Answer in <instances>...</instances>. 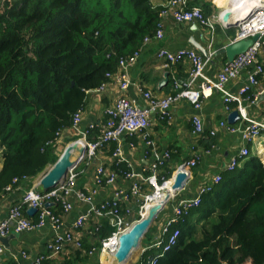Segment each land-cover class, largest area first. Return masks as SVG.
Here are the masks:
<instances>
[{"label":"trees","instance_id":"obj_1","mask_svg":"<svg viewBox=\"0 0 264 264\" xmlns=\"http://www.w3.org/2000/svg\"><path fill=\"white\" fill-rule=\"evenodd\" d=\"M201 8L207 17L208 7ZM164 9L153 0L0 3V199L8 187H17L15 178L34 180L56 162L52 148L74 114L85 109L87 93L155 35ZM167 169L160 177L171 178L174 170ZM222 176L200 207L173 228L172 235L180 231L177 244L157 264H264V164L251 156ZM103 232L98 247L111 234ZM87 242L64 264L87 262ZM161 250L147 249L137 264Z\"/></svg>","mask_w":264,"mask_h":264},{"label":"crops","instance_id":"obj_2","mask_svg":"<svg viewBox=\"0 0 264 264\" xmlns=\"http://www.w3.org/2000/svg\"><path fill=\"white\" fill-rule=\"evenodd\" d=\"M168 2L169 0H153V4L156 7H166ZM228 3H230V0H189V8H194L190 7L191 5L200 9H202L201 7L203 6L208 7V15L205 17L210 20L213 26L211 29L204 28L194 23L177 24L170 16L165 17L163 20L160 19L159 22L161 21L163 25V38L160 40L157 39L155 33L154 36L146 37L150 38L148 43H145L144 41L146 38L144 39L142 46L137 51L139 52L138 59L128 69L131 79V85L128 90L126 92L120 91L118 86L107 79L108 84L104 91L97 92V88L94 91L88 92L79 132L71 128L65 130L58 143L52 148V154L56 162L63 154L65 148L81 139V134L90 130L91 126H96L91 134H93L94 131L98 132L96 136L92 135V139L98 136L99 127L106 122L105 111L111 108L118 99L124 97L129 102L139 107L146 108L148 102L144 98V93L150 92L155 98L163 99L175 92V82L184 84L189 80L192 72L191 63L185 59L171 69L165 70L161 67V62L157 59V54L160 50L165 49L170 52H175L181 49H194L189 44V40L192 38L201 43L200 41L203 34H205L206 39H208L207 43H205L207 52L210 49L212 52L216 53L234 42L239 29L237 23L246 12L242 13V7L227 8L226 6H232ZM228 10L231 11L232 16L229 20V24H225L220 17ZM226 63L228 62L225 58H217L214 55L205 69V75L209 78L216 77L217 73ZM257 64H261L264 68V51L259 53ZM252 69H254V66L249 68L248 71L244 70L240 72L235 80L228 83L226 89L231 95H238L240 89L247 83L248 73ZM166 73L170 74L169 81L162 85ZM259 78V84L246 95L243 107L246 109V114L249 119L264 123V99L258 103L256 102L258 98L264 94V73ZM194 88L199 89L200 82L195 84ZM228 106L229 111L227 112L224 95L219 91H212L204 95L201 110H194L190 104L181 101L171 107L169 119L167 120L162 121L157 113L151 115V125L148 130L150 139L155 143L158 152L163 154L168 151L171 154V159L165 162L169 163V165L161 168L160 174L165 176L166 173H169V169L167 168L173 169L175 172L178 166L193 157L194 151L201 155V159L197 167L191 170L184 188L177 193L176 199L171 201L161 212L160 215L164 216L162 218L160 216L161 219L159 218V220L157 219L156 226L153 225V230L147 235V245H144L142 249H158L153 246L157 240H159L162 227L172 216L173 207L181 200L195 198L197 193L206 184H209L217 173H222L226 170L227 164L231 158L234 157L243 146H248L251 153L250 157H257L262 164H264V132H262L261 136L255 141L248 145L245 144L241 139V132L247 127V122L243 120L239 114L240 120L235 125L229 124V114L238 111V105L237 103H230ZM195 116L201 118L204 125V132L201 135L195 134L194 132L193 118ZM221 123L237 128V132H228L226 128L221 127ZM213 131L216 133L215 136L211 135ZM64 140L67 141L66 144H64ZM209 144L210 146H208ZM121 146L125 158L130 162L135 173H142L151 167L154 161L153 149L146 144L140 134L126 135L121 139ZM114 150L110 148L103 150L91 163L81 164L78 170L77 189L88 195H91L92 192L95 191V207H101V205L108 201L117 200L126 224H135L140 218L138 202L135 199H131V197L128 203L125 202V195L130 191L131 182L119 177L117 182L113 185L98 188L94 183V174L98 166H104L107 172H112V170H114L112 165V154ZM171 152H173V159ZM77 154L73 155V158H75ZM250 157L242 160L238 168L244 167ZM54 164H49L47 166L45 174ZM42 175L34 180L27 179L26 181H22L17 187H14L1 197L0 223L8 218L12 208L22 203L25 191L35 187L37 183H40V179L43 177ZM36 189L42 192L40 185ZM70 202L73 208L69 213L65 214L62 213L60 206L51 204L49 207L53 212L56 208H59L56 213L61 216L62 220L60 230L55 231L52 225L47 223L40 229L19 234L14 233L13 238L9 242V246L7 248L4 247L5 252L0 256V264H31L36 258L48 255V247L50 244L55 243L57 236L64 237L69 232H74L75 221L88 211L89 206L75 201L74 197L70 199ZM149 211L150 208L147 209V213H149ZM26 212V217L30 221L37 223L38 218L35 216L37 213L35 215H28V210ZM97 227H99V230L95 231ZM102 231H104L103 233L111 234L116 231L111 218L105 217L97 219L93 217L81 229L74 232V237L80 240L83 246L85 239H88L87 243L92 246L90 250L93 248L96 250V253L93 255H89L88 253L90 258L87 262L79 264H104L103 262L105 261L110 264V260L113 258L102 255L100 253L101 246L98 247L97 245V242L100 241V239H97V235ZM111 234L109 236H111ZM139 249L140 248H138V250ZM81 250H77L72 244L65 243L61 254L56 258L49 257L44 264H64L66 258H76L77 255H80L79 251ZM138 250H136L134 255ZM24 253L27 254V259L22 258V254ZM132 258L133 257L130 259ZM139 260L140 258L135 264H137Z\"/></svg>","mask_w":264,"mask_h":264},{"label":"built area","instance_id":"obj_3","mask_svg":"<svg viewBox=\"0 0 264 264\" xmlns=\"http://www.w3.org/2000/svg\"><path fill=\"white\" fill-rule=\"evenodd\" d=\"M4 1L6 0H0V3ZM254 1L255 0H243L241 2V7H245L246 5L247 8H253V4L251 3L256 2L261 6L264 5V0ZM188 4L189 0H169L167 6L161 12L160 19L163 20L165 17L170 16L177 24L197 22L204 28H213L210 20L205 17L202 9L198 7L189 8ZM220 18L222 20V16ZM256 34L260 35V39L255 42L246 53L236 57L233 62L226 63L214 78H209L205 75V69L215 54V52H212L210 49L208 50L207 58L200 55L198 51L194 49H181L175 52H170L165 49L160 50L157 54V59L161 62V67L165 70L171 69L185 59L191 63L192 72L189 80L184 84L175 82V92L163 99L155 98L150 92L144 93V98L148 102L146 108L139 107L122 97L118 99L111 108L107 109L105 111L106 122L99 127V134L95 139L89 140L92 131L96 128V126H91L90 130L81 134V139L73 142L77 143L79 148H85V158L79 163L77 168L69 171L64 183L45 193H41L36 189L39 186V183H37L35 187L25 191L22 203L12 208L8 218L0 223V256L5 252L1 239L6 238L11 233L19 234L30 232L44 227L47 223H50L55 231L60 230L62 225L61 216L55 214L48 205L53 204L60 206L63 214L69 213L73 208L70 199L74 197L75 201L89 206L88 211L75 221L74 232L81 229L93 217L97 219L105 217L111 218L116 231L113 232L111 236L102 239L100 253L114 259L119 248V239L121 235L130 230L134 223L126 224L117 200L108 201L101 205V207H95L94 196L96 192L93 191L91 195H88L77 189L78 170L81 164L91 163L101 151L108 149L112 144H116V148L112 154V165L116 169L112 170V172H107L104 166H98L94 174V183L100 188L115 184L119 177L130 181L131 188L129 193L125 195V202L128 203L130 197L138 202L139 220H141L147 206L154 204L155 197L164 196L163 199L165 200L166 197L169 196L170 200L166 206L176 199L177 193L184 188L191 170L197 167L201 159V155L194 151L193 157L178 166L171 178L165 179L163 176L160 177V169L165 162L171 159V154L168 151L163 154L158 152L155 143L149 137L148 130L151 125L150 117L152 114L157 113L162 121L167 120L169 119L171 107L181 101L190 104L194 110H201L204 95L212 91H219L224 95L226 111H229L228 104L237 103L240 117L247 122V127L241 132L242 141L248 145L260 137L262 132H264V123L249 119L246 114V109L243 107V102L246 95L259 84V77L264 73L263 66L257 64L259 53L264 51V9L257 11L248 21L240 24L235 41L250 38ZM163 35V25L160 21L157 26L155 37L160 40L163 38ZM149 41L150 38H146L144 42L148 43ZM138 57L139 52H135L129 58L121 59L118 65V71L116 73H108L106 75V81L96 91H104L108 84V79L118 86L120 91L126 92L131 85L128 69L136 62ZM253 66L254 69L248 73L245 86L240 89L238 95H231L226 89L228 83L235 80L240 72L244 70L248 71V69ZM198 82H200V88L195 89L194 85ZM82 114L83 110H79L73 116L71 129L76 132H79ZM193 124L195 134H203L204 125L201 118L195 116L193 118ZM221 127L226 128L230 133L237 132V128L228 126V124L225 123H221ZM135 134H140L146 144L153 149L154 161L151 167L142 173L134 172L132 165L125 158L121 146V139L123 137ZM215 134L214 131L211 133L212 136H215ZM61 135H58L55 144L58 143ZM75 154L77 153L74 152L73 155ZM250 154L248 146H243L238 153L231 158L227 164L226 170L222 173L235 171L239 167L240 162L249 158ZM73 159L74 158H72V160ZM121 166H124L125 169H122ZM222 173H217L211 182L206 184L197 193L195 198L181 200L173 207L172 216L162 227L159 240H157L153 246L162 249L161 253L153 259L140 264H157L160 258L164 257L167 252L176 246L180 231L176 229L175 234L172 235L171 229L177 226L181 221L184 222V217L188 216L191 210L200 207L203 197L212 192L215 186L221 184L223 178ZM180 175H187L188 177L182 189L176 191L174 185ZM26 180L27 178L25 177L23 179L15 178L13 185H19V183ZM173 180L174 183L172 188L174 192L170 194L165 187L167 183ZM11 190L12 186L7 188V191ZM24 207H26L27 210L30 208L37 210V223L30 221L26 217ZM98 230L99 227L95 229V231ZM74 232H69L64 237L57 236L55 243L50 244L48 247V255L36 258L31 264H42L49 257H58L63 251L65 243L72 244L77 250H81L83 245L80 240L74 237ZM147 249L148 248L142 249L141 253H145ZM95 253L96 250L94 248L89 251V255ZM22 256L23 259H27L28 257L25 253L22 254Z\"/></svg>","mask_w":264,"mask_h":264},{"label":"water","instance_id":"obj_4","mask_svg":"<svg viewBox=\"0 0 264 264\" xmlns=\"http://www.w3.org/2000/svg\"><path fill=\"white\" fill-rule=\"evenodd\" d=\"M254 5V4H253ZM243 7V6H242ZM247 6L245 5V7ZM249 9V8H248ZM264 5H257L253 8H250L248 11H246V14L242 16V18L239 19L237 25L240 26V24L245 23L248 21L257 11L263 10ZM231 11L228 10L222 14V21L225 24H229V20L231 18ZM194 24H197L195 22ZM260 39V35L256 34L250 38L242 39L239 41H234L227 45L222 50L216 52L214 55L217 58H225L228 63H231L235 60L236 57L246 53L255 42H257ZM208 39H206L205 34H203V37L201 39V43L195 41L194 39L189 40V44L192 48L196 49L203 57H208V52L206 50L205 43H207ZM169 73H166L165 80L162 82V85L167 83L169 81ZM264 99V94L258 98L256 101L257 103ZM240 120L238 111H234L231 114H229L228 122L231 125H235ZM77 143H72L68 145L61 157L58 159V161L52 166L50 170L46 174L43 175V177L40 179L39 185L41 186L42 192L45 193L49 190H52L56 187H58L60 184L64 183L66 180L68 173L70 170L75 169L78 167L79 163L85 158V148H77ZM78 145V144H77ZM78 149V150H77ZM77 152V156L72 160L73 153ZM187 175H180L178 176L176 183L174 185V189L180 190L183 187L184 182L187 179ZM170 197H166L165 201L163 200L161 203H158L150 208L149 214L147 218L143 220H139L136 222L130 230L125 232L123 235H121L119 239V248L114 256V260L120 264V263H126L129 261L132 253L137 248H141L144 239L148 235L149 231L153 227L154 223L157 221L158 216L161 214V212L164 210L166 204L169 202ZM50 207V205H48ZM37 213V210L30 208L28 210V215H35ZM13 234L11 233L6 238L1 239L2 244L4 247L9 246L10 240L13 238Z\"/></svg>","mask_w":264,"mask_h":264},{"label":"bare ground","instance_id":"obj_5","mask_svg":"<svg viewBox=\"0 0 264 264\" xmlns=\"http://www.w3.org/2000/svg\"><path fill=\"white\" fill-rule=\"evenodd\" d=\"M242 1H243V0H242ZM242 1H241V2H242ZM254 2H256V0H255ZM251 4H254L253 7H255V6L258 5L257 2H256V3H251ZM239 8H241V6H240ZM249 9H250V8H249ZM249 9H248V8H241L242 13L248 11ZM76 146H77V148L79 149V145L76 144ZM78 149H77V150H78ZM173 183H174V180L171 181V182H169V183H167V184H166V187H165L166 190H167V192L170 193V194H173V192H174V189L172 188ZM163 198H164V196H157V197H155V202H154V204L156 205V204H158V203H161V202L164 200ZM164 201H165V200H164ZM154 204H153V205H154ZM153 205H148V206H147V209L151 208ZM147 209H146L145 212H143V215H142V219H141V220H143L145 214L147 213ZM147 214H149V213H147ZM147 214H146V215H147ZM146 218H147V217H146ZM144 219H145V218H144ZM137 249H138V248H137ZM137 249H136V250H137ZM136 250H134L133 253H134ZM133 253H132V255H133ZM132 255H131V257H132ZM131 257H130V258H131ZM130 260H131V259H129V261H130ZM104 261H105V260H104ZM129 261H128V262H129ZM128 262H126V263H120V264H127ZM103 263H104V264H108V262H106V261L103 262ZM110 264H118V263H117L114 259H111V260H110Z\"/></svg>","mask_w":264,"mask_h":264},{"label":"rangeland","instance_id":"obj_6","mask_svg":"<svg viewBox=\"0 0 264 264\" xmlns=\"http://www.w3.org/2000/svg\"><path fill=\"white\" fill-rule=\"evenodd\" d=\"M242 1V0H241ZM228 4H231L232 6H226L227 8H239L240 6H241V2H240V0H230V3H228ZM67 143V141L66 140H64V144H66ZM147 214V213H146ZM145 214V216H144V218H146L147 216H148V214L146 215ZM160 216H161V218L164 216V215H159V217H158V220H159V218H160ZM143 218V219H144ZM160 218V219H161ZM156 224H157V222H155V224H154V226H156ZM147 242V239L145 238L144 239V241H143V244H142V246H141V248L137 251V253L134 255V253L136 252H134L133 253V255H132V259L127 263V264H135L137 261H138V259L140 258V256H141V250H142V248H143V245L145 244Z\"/></svg>","mask_w":264,"mask_h":264}]
</instances>
